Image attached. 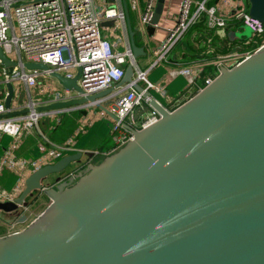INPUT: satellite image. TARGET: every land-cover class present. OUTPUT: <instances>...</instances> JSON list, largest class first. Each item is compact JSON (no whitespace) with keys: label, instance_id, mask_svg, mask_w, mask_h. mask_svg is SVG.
<instances>
[{"label":"water","instance_id":"95a60500","mask_svg":"<svg viewBox=\"0 0 264 264\" xmlns=\"http://www.w3.org/2000/svg\"><path fill=\"white\" fill-rule=\"evenodd\" d=\"M248 1L249 14L264 23V0ZM164 3L156 0L153 24ZM123 6L137 57L145 50L135 42L126 0ZM243 26L229 30V38L244 37ZM0 62L6 75L16 64L1 46ZM23 64L82 92L80 68L66 76L42 61ZM132 75L128 63L118 84ZM5 86L8 111L0 117L26 112L9 109L14 85L7 80ZM134 86L148 97L135 118L151 107L158 119L140 129L128 125L133 137L85 166L72 183L73 177L49 186L41 180L79 159V150L33 169L0 210L17 209L33 190L49 202L26 227L0 236V264H264V44L173 109ZM113 96L109 87L36 109L59 111L108 97L99 107L115 117L105 106ZM25 219V213L18 217Z\"/></svg>","mask_w":264,"mask_h":264},{"label":"built area","instance_id":"2783aa9c","mask_svg":"<svg viewBox=\"0 0 264 264\" xmlns=\"http://www.w3.org/2000/svg\"><path fill=\"white\" fill-rule=\"evenodd\" d=\"M126 2L128 11L132 10L137 14V30L144 32L146 25L153 24L151 19L156 0H126ZM108 19L113 20L112 25H102V21ZM126 20L123 0H0V46L6 56L16 61L9 75L5 74V68L0 62L1 82L5 84L7 80L12 82L18 80L29 89V85H36L39 76L50 74L37 68H26L23 63L42 61L49 68L66 76H73L77 68H80L77 83L82 92L61 87L53 89L50 93L45 91L49 97L46 103L83 96L111 87L114 96L112 101L105 104L107 110L115 115L113 117L109 114V136L113 144L111 152L133 137L128 125L140 129L159 117V113L149 107L146 112L135 118L136 109L140 110L148 104V97H144L142 91L135 88V82H138L151 96H154L151 91L165 95L167 82L177 75H182L186 82L195 85L198 91L210 84L222 69L233 67L264 44L263 40L254 49L241 50L220 47L223 50L215 49L214 57L209 61L171 65L159 81H152L147 77V70L159 61H167V53L171 47L190 26L199 21H202L205 27L215 30L214 34L218 33L220 36L224 35L223 29L228 24L236 25V28L247 25L251 28L252 35H260L264 33V23L249 14L245 0H237L235 7L226 13L218 9L217 0L213 2L212 0H181L174 24L167 28L166 37L154 49L156 58L145 68L141 67L133 56ZM111 29H120L121 32L113 36ZM231 41H229L230 45ZM120 45L123 46L122 49L119 48ZM128 63L133 69L132 80L118 84ZM205 64H212L213 72L205 74ZM5 93L6 86L5 89L0 90V114L8 111L4 104ZM15 95L14 87L12 100ZM27 97L25 102H18L16 106L11 103L9 108L14 110L26 108V112L4 114L0 117V134L5 132L12 137V147L18 145L23 135L35 129L48 143L42 160L45 163L54 161L66 151L79 150L82 155L88 152L90 157L100 154L97 149L76 148L72 140L57 143L49 140L38 129L39 121L46 111L37 110L36 107L45 101L33 98L29 92ZM106 99L108 97H100L95 101H87L85 105L99 107L100 103L104 105ZM37 162L39 161L32 158L13 157L10 149L3 153L0 158V172L4 167L10 166L18 175V180L9 190L0 184V201L13 200L18 195L23 187L25 171L29 167L36 168ZM77 167L69 171L72 175L68 178L78 175L85 164L79 169ZM17 210L19 211L15 215L16 219L11 221L10 226L17 224L21 213L26 214L24 221L28 220L32 213L29 204L25 201ZM21 229L19 227L6 230L1 232L0 236Z\"/></svg>","mask_w":264,"mask_h":264},{"label":"crops","instance_id":"0c3cea01","mask_svg":"<svg viewBox=\"0 0 264 264\" xmlns=\"http://www.w3.org/2000/svg\"><path fill=\"white\" fill-rule=\"evenodd\" d=\"M236 3L237 0H217V7L221 12L226 13L232 10L235 7ZM180 4H181V0H165L163 12L158 22L156 24L146 25V30L144 32H140L136 28V19H137L136 12L132 10L128 11L129 21L132 29L134 30L135 42L137 45L143 46V49L145 50L144 54L140 53L136 57V61L139 63L141 67L147 68L148 67L147 64L150 61H152L154 58H156V53L154 49L157 48L160 42L164 40V38L166 37L167 28L174 24L180 9ZM200 27L201 28H197L196 26H194L191 28L192 31L189 32L188 35L186 36V40L189 43L188 52L186 48H183L181 59L179 58V60H176L178 62L176 61L171 62L170 63L171 65H180L181 64L180 62L184 63L186 61L194 60V59L201 61H209L210 59L206 58L207 55H212L215 49L223 50L221 48H217L219 47L222 40L216 38L214 34V30L204 26H200ZM234 27H233L234 30L237 29L236 25ZM127 29H128V25H127ZM119 32H121L120 29L118 30L111 29V34L113 36ZM127 32L130 41L129 29L127 30ZM184 46H186V44ZM121 47L123 46L120 45L119 48ZM185 51L187 52V54L189 53L188 55L190 56H188ZM202 58L204 59L202 60ZM170 64H168L165 61L157 62L155 65L151 66L147 70V77L152 81H159L164 76L167 69L171 66ZM210 65L212 64H205L204 67H206L207 71H210V67H211ZM206 73H210V72H206ZM43 76L44 77L41 87H39V85L36 83L37 90L39 92H41L42 90L47 91L49 88L52 89V87H54L55 89L60 87L55 77L46 74H44ZM24 87L27 96H28V92L30 93V95H32L31 90L28 89L25 85ZM166 89L167 91L165 95H162L155 91L154 93L158 95L161 103H163L169 109H173L177 105L181 104L191 95H193L197 90L196 86L189 85L186 82L184 76L182 75H177L171 80H169L166 84ZM33 98H37L40 101H45L42 104H46V101L48 100L49 97H42V98L33 97ZM27 99L28 97H22L21 94L16 91V95L11 103L13 106H16L18 102H25ZM90 107L91 106H87L84 104V105H76L72 108L59 110V111H49V112L46 111L45 115H43L39 121L38 129L49 140L55 143L67 142L71 140L73 142L77 137L85 134V140L81 139L80 141H83L87 147L96 148V145H102L104 143L106 139L105 137L107 135V131L109 134V114L101 107L99 108L91 107L92 109ZM52 118L54 119L52 120ZM94 121H99L100 124H104L106 131L102 133L100 132V130H98V128H93ZM42 125L43 127L50 126L52 128V131H49L47 132V134H45L43 130H41ZM5 135L9 136V139L7 141L8 144H6L5 147L2 149V153L10 149L13 157L32 158L36 161H39L36 163V167L45 163L42 160L45 157L44 153L48 143L41 136V134H39L35 129L23 135L16 147L11 146L12 137H10L9 134L5 132L1 133L0 139L2 137L3 138L6 137ZM105 144L106 145L112 144V141L110 140V136H109V140ZM19 146L22 148H20ZM18 147L20 148V152H16L15 150ZM102 147H103L102 150L99 152L100 154L96 156L99 157L104 156L111 150V147L110 149L105 148L104 145ZM4 168L7 170L8 174L9 173L16 174L11 169L10 166H6ZM32 170L33 169L29 167L25 171V175L27 176ZM17 180H18V175L13 187L15 186ZM49 180H50L49 175H47L41 181L44 185L47 186L54 184L52 180L50 181ZM41 193L42 192L39 190H35V191L33 190L32 192H30L28 196L30 198L32 196L33 197L31 199L30 198L26 199L25 200L26 204H29L30 208L33 206V204L36 205L38 201V197L41 198L43 196ZM1 211L2 210H0V212Z\"/></svg>","mask_w":264,"mask_h":264},{"label":"trees","instance_id":"16d2710c","mask_svg":"<svg viewBox=\"0 0 264 264\" xmlns=\"http://www.w3.org/2000/svg\"><path fill=\"white\" fill-rule=\"evenodd\" d=\"M215 1V0H212V2ZM246 4H247V9L249 7V1L246 0ZM196 26L197 28H201L200 26H204V23L202 21H199L197 24H194L192 26H190L188 28V30L183 34V36H181L176 42L175 44L171 47V49L169 50V52L167 53V62L168 64H170L171 62H174L176 60H179V58L181 59L182 57V52H183V48H186L187 52H188V41L186 40V36L188 35L189 32L192 31V27ZM234 26L232 24H228L224 29V35L223 36H220L218 35V33L215 34L216 38L222 40V42L220 43L219 47L217 48H220V47H223L224 49L225 48H235L237 50H241V49H245V48H249V49H254L255 47H257L259 44L262 43V41L264 40V33L260 34V35H251L250 37H241V38H237V37H233L232 41H231V45L229 44V41L231 40V38H229V36L227 35V32L229 30H234L233 28ZM191 29V30H190ZM215 29V28H214ZM215 31V30H214ZM237 43H240L239 45H236ZM182 44H186V46L182 45ZM219 50V49H218ZM186 52V51H185ZM186 52V54H187ZM189 54V53H188ZM187 54V55H188ZM190 56V55H188ZM193 57V56H192ZM214 57V54L212 55H207L206 58L208 59H212ZM204 58H202L203 60ZM193 61H201V60H197V59H194V60H189V61H186V62H180L181 64H187V63H190V62H193ZM178 62V61H176ZM171 65V64H170ZM210 71H207L206 70V67H204V72L206 74V72H213L214 70V66L213 65H210ZM208 68V67H207ZM200 82H202V80L200 79ZM167 91V89H166ZM151 93L157 97L158 95L154 93V91H151ZM93 128H98V130H100V132L104 133L106 131L105 127H104V124H100L99 121H94L93 123ZM92 129V128H91ZM6 137H2L0 139V158L1 156L3 155L2 153V149L5 147L9 139V136L5 135ZM11 137V136H10ZM83 137V138H82ZM106 138V139H105ZM105 141L102 145H96V148H92V149H97L99 152L102 150V146L104 145L105 148L107 149H110V147L112 148L113 147V144H109V145H106L105 143L109 140V134H108V131H107V135L105 137ZM81 139L85 140V134L84 135H81L79 137H77L75 139V141H73V146L76 147V148H90V147H87L85 145V143L83 141H80ZM17 146V145H16ZM20 147V146H19ZM16 148V152H20V148ZM74 151H66L65 153H62L60 154L56 159L60 158L62 155L64 154H67V153H72ZM83 167V166H82ZM17 179V175L16 174H13V173H7V170L5 168L2 169V171L0 172V184L3 188L5 189H11L15 183Z\"/></svg>","mask_w":264,"mask_h":264},{"label":"rangeland","instance_id":"374dc122","mask_svg":"<svg viewBox=\"0 0 264 264\" xmlns=\"http://www.w3.org/2000/svg\"><path fill=\"white\" fill-rule=\"evenodd\" d=\"M104 29H109V28H105ZM242 31L241 32H245L244 36L245 37H250L252 35V30L250 27H248L247 25H244L243 28L241 29ZM239 38V37H237ZM122 49V47L120 48ZM43 75L42 76H39L38 77V82L37 84L39 85V87H41V84H42V81H43ZM2 80V75L0 73V90L1 89H5V84L1 82ZM13 85L15 87V91L19 92L21 94L22 97H27V93L25 91V87H24V84L18 80H15L13 81ZM29 89L31 90L32 92V96L33 97H39V98H42V97H47L48 96V93H50L53 89H55L54 87L49 88L47 91L48 93H45V90L42 92H39L37 90V86L36 85H29ZM93 107V106H91ZM90 107V108H91ZM98 107V106H95V108ZM99 108V107H98ZM92 109V108H91ZM54 118H52L53 120ZM71 119V118H70ZM50 121V120H49ZM48 125V124H46ZM41 130H43V132L45 134H47V132L49 131H52V128L50 126H47V127H41ZM48 136V135H47ZM93 147H90V149H92ZM103 158V156H94V157H90V154L87 152L86 154H83V156L80 158V159H77V160H74L72 161L68 166L65 167V169L59 171V172H55V173H52V174H49V179L52 180L54 182V184H57L58 182L62 181V180H65L68 178L69 175H72L71 173L69 174V171L74 168V167H77L78 169L81 168L84 164L86 166H89L91 164H96L97 162H99L101 159ZM86 166V167H87ZM85 167V168H86ZM83 170V169H82ZM81 170V173L84 171ZM79 176L78 175H73V180H71V183L73 181H75V179ZM49 180V181H50ZM70 182V181H69ZM70 184V183H69ZM69 184H66L64 186H67ZM35 191V190H34ZM33 197V196H32ZM31 197V198H32ZM30 198L29 196H26L25 200ZM30 198V199H31ZM39 201V202H38ZM38 201H37V204L34 205L30 208L32 213L29 215V218L28 220L26 221H17V224L14 225V226H10V223L11 221H13L14 219H16L15 215L17 213V209L15 210H12V211H1L0 212V233L1 232H6V230H11L13 228H24L27 226V224L29 223V221H31V219H34L37 215H39L44 207L47 205V203L49 202V199L48 197H46L45 195H43L41 198L38 197Z\"/></svg>","mask_w":264,"mask_h":264},{"label":"flooded vegetation","instance_id":"af4514ba","mask_svg":"<svg viewBox=\"0 0 264 264\" xmlns=\"http://www.w3.org/2000/svg\"><path fill=\"white\" fill-rule=\"evenodd\" d=\"M126 142H127V141H126ZM126 142H125V143H126ZM125 143H124V144H125ZM124 144H122V145H124ZM122 145H121V146H122ZM121 146H120V147H121ZM118 148H119V147H118ZM118 148H117V149H118ZM38 194H39V193H38ZM41 194L44 195L43 193H41Z\"/></svg>","mask_w":264,"mask_h":264}]
</instances>
